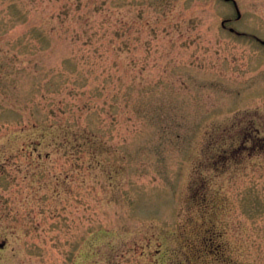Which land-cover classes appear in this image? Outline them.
Masks as SVG:
<instances>
[{"label":"rangeland","instance_id":"1","mask_svg":"<svg viewBox=\"0 0 264 264\" xmlns=\"http://www.w3.org/2000/svg\"><path fill=\"white\" fill-rule=\"evenodd\" d=\"M235 2L0 0V264H264V0Z\"/></svg>","mask_w":264,"mask_h":264},{"label":"water","instance_id":"2","mask_svg":"<svg viewBox=\"0 0 264 264\" xmlns=\"http://www.w3.org/2000/svg\"><path fill=\"white\" fill-rule=\"evenodd\" d=\"M233 2H234V4H235V6H236V2L233 0ZM236 9H237V12H238V16L240 15V13H239V10H238V8H237V6H236ZM231 30H233V28H230Z\"/></svg>","mask_w":264,"mask_h":264},{"label":"trees","instance_id":"3","mask_svg":"<svg viewBox=\"0 0 264 264\" xmlns=\"http://www.w3.org/2000/svg\"><path fill=\"white\" fill-rule=\"evenodd\" d=\"M260 139V138H259ZM262 139V138H261ZM248 140H249V138H248Z\"/></svg>","mask_w":264,"mask_h":264}]
</instances>
